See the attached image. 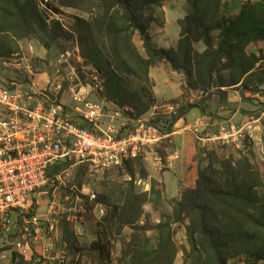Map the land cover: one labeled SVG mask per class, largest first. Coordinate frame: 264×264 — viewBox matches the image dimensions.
I'll return each mask as SVG.
<instances>
[{
	"label": "trees",
	"instance_id": "16d2710c",
	"mask_svg": "<svg viewBox=\"0 0 264 264\" xmlns=\"http://www.w3.org/2000/svg\"><path fill=\"white\" fill-rule=\"evenodd\" d=\"M167 1L171 0H49L43 11L38 0H0V55L14 54L9 44L13 41H35L50 50L59 38L72 39L70 32L58 21L49 22L45 14L74 9L87 15L86 20L76 19L81 30L77 41L81 58L105 80L102 98L118 108H131L137 117L156 107L149 73L162 64L183 76L182 96L216 95L220 104L227 103V91L232 89L239 91L241 99L247 94L264 96L260 89L264 87V53L248 52L251 45L264 41V0H245L231 17L221 15L222 0H185V16L177 21V43L161 49L152 43L150 28L164 29ZM136 36L143 53L134 43ZM199 44L201 52L195 47ZM188 107L208 115L205 106ZM187 137L193 153L185 172L187 177L189 170L194 171L192 182L186 183L169 219L159 222L152 236L146 237L149 223L135 225L142 216L145 195L135 194L130 183L113 203L97 198V204L108 208L103 223L97 225L104 232L98 231L89 248L97 254V264H111L105 234H119L125 227L134 233L121 249L119 264H174L177 248L171 225L175 223L184 225L188 246L182 247L184 264H228L237 257H244L242 264H264V175L245 157L221 159L214 152L206 155L207 164L202 166L204 159L195 157V137L191 133ZM141 160L125 163L130 178L136 171L147 176ZM69 165L61 161L48 175L55 177ZM61 225V241L77 250L75 233L64 219Z\"/></svg>",
	"mask_w": 264,
	"mask_h": 264
},
{
	"label": "built area",
	"instance_id": "2783aa9c",
	"mask_svg": "<svg viewBox=\"0 0 264 264\" xmlns=\"http://www.w3.org/2000/svg\"><path fill=\"white\" fill-rule=\"evenodd\" d=\"M38 1L46 10L49 1ZM76 52L73 66L68 52L62 55L65 60L58 61L71 69L67 82L57 71L45 88L38 87V75L29 69L25 82L0 80V264L7 262L8 251H16L27 264H63V257H53V240L38 214L39 195L46 194L60 176L50 177L48 171L61 161L104 170L122 169L128 161L151 156L160 165L157 150L167 144L171 148L167 164L172 166L179 159L171 139L176 122L203 150L252 141L254 130L249 125L264 124V96L258 98L263 105L258 107L259 116L240 127L229 121L209 124L203 117L187 122L180 115L182 101L135 117L131 108H118L102 98L104 78ZM78 192L89 202L95 200L84 185ZM57 208L53 200L48 212ZM96 214L100 218L105 214L100 204Z\"/></svg>",
	"mask_w": 264,
	"mask_h": 264
},
{
	"label": "rangeland",
	"instance_id": "374dc122",
	"mask_svg": "<svg viewBox=\"0 0 264 264\" xmlns=\"http://www.w3.org/2000/svg\"><path fill=\"white\" fill-rule=\"evenodd\" d=\"M225 1L226 6L228 3L233 2V0ZM236 1L238 2L239 0ZM163 10L165 14H168L166 27L161 31L152 25L150 35L152 43L156 47L168 49L174 47L178 40L180 28L177 21L178 18L182 19L185 16V0L164 2ZM45 15L49 22L58 21L66 31L72 34V39L65 41L59 38L50 50H45L42 44L35 41L23 40L16 43L14 41L13 43L9 42L14 54L8 57H1L0 55V80H14L19 83L25 82L28 79L29 74L27 73V69H29L39 76L37 78L38 87L45 88L49 80L47 74L52 76L57 71L62 73L61 75L64 77L65 82L68 81V74L71 73V69L69 66L67 68L60 66L58 61L65 60L62 55L68 52V62L72 66L76 63V57L78 55L76 49L79 50L77 38L81 32L80 27L76 24V19L86 20L87 15L67 8L60 9V14L47 12ZM134 43L139 52L143 53L141 43L137 36L134 38ZM195 47L197 51H203L201 44ZM34 60L37 61V67H34ZM85 65L88 64L85 63ZM151 76L155 83L153 92L158 102L156 104L159 105L158 110L167 102L174 103L182 101V111L188 110L189 112V105H202L205 106L208 117L213 115L219 118L217 114L218 112H222L221 106L224 104L219 103L218 96L191 92L184 94V96L182 94L180 98L170 100L176 98L179 92L182 93L180 88L183 83V76L171 72L163 64L152 69ZM260 89H264V87ZM233 91L240 94L238 90L233 89ZM260 97H262L261 94H247L241 99L239 112H242L244 115L253 114L254 107L258 108L263 106L259 100ZM233 106L234 104L228 106L232 112L236 109ZM198 113L199 110L197 108L191 109L188 118H193ZM263 129L264 124L262 125L261 139L259 141H249L247 139L241 144L213 145L208 150L198 148L195 157L196 159H204L202 166L207 164L206 155L213 152L221 159L232 158L238 160L241 157H245L264 175ZM165 146V148L157 150V154L161 160L160 165L151 156H146V159L141 160L147 174L146 177H141L139 171H136L134 178H130L125 167L122 169L112 168L100 170L84 164H71L59 174L60 176L46 189V194H41L38 197V214L40 220L45 221L43 227L48 230L49 236L53 240L54 247L52 255L55 259L57 257L58 259L63 257V264H97V254L89 248L97 240L98 231L101 233L104 232L97 225L103 223V218L108 211L106 205L101 203L105 214L102 218L97 216V198L102 196L103 200L107 203H113L119 199L120 192L125 191L129 187V183L134 188L135 194L145 195V200L142 205V216L135 225L140 227L149 223V226L147 225V230L149 231H147L146 237L153 235V229L159 222L167 221V218L169 219V215L173 210V202L180 199L181 190L185 188L186 183L192 182L190 173H194V171L191 172L189 170L188 176L186 177V172L184 171L185 164L182 161L177 162L178 160L172 166H169L167 164V155L170 154L171 148L167 144ZM82 185L95 194V200L93 202H89L87 197L79 194L78 191ZM151 187L153 190H151ZM53 200L57 202L58 208L56 212L49 213L48 205ZM94 202L96 203L95 205L93 204ZM63 219L68 223L70 229L73 230L77 237V250L70 249L65 242L61 241L63 232L61 220ZM49 227H52V229L50 230ZM132 231L131 228L125 227L119 234L113 233L110 236L107 233L105 234L104 241L109 243L108 248L111 264H119L118 260L121 249L132 238V233H134ZM171 231L173 242L177 248L174 264H184L182 247L188 248L185 240L184 225L172 224ZM139 233L141 234V232ZM13 252L17 254L16 251ZM243 261L244 257H237L229 260L228 264H242Z\"/></svg>",
	"mask_w": 264,
	"mask_h": 264
},
{
	"label": "crops",
	"instance_id": "0c3cea01",
	"mask_svg": "<svg viewBox=\"0 0 264 264\" xmlns=\"http://www.w3.org/2000/svg\"><path fill=\"white\" fill-rule=\"evenodd\" d=\"M239 1L237 2L236 0H233L232 3H228V5L226 6V3H225L226 1L225 0H222L221 1V6H220V8H221V15L224 16V17H231V16H234V15L238 14V12L240 10V6H241V4L245 0H239ZM164 13H165V11H164ZM167 15L168 14L166 13L165 14V26H164V28L167 25ZM179 19H181V18H178V20ZM259 50H262L263 53H264V41L258 42L256 45H251L248 48V52L249 53H257ZM151 71H152V69L150 70L149 75H150V78L154 82V79L151 76ZM47 75L49 76V79H50L51 78V75H49V74H47ZM36 81H37V79H36ZM153 94H154V92H153ZM181 95H182V93L179 92V94H178V96H176V98H172L170 100H174V99L180 98ZM154 99H155L156 103H158L157 100H156L155 95H154ZM228 104L229 105H231V104L233 105L234 104L233 107L236 108L234 112L230 111V109L228 108V106H229ZM240 106H241V97H240V94H238V92H236V91H233V89H232V91L231 90L227 91V103L221 106V111L222 112H218V114H217L219 116V118H216L213 115H212L213 118H212V116L211 117L210 116L208 117L206 115H202L199 109H198L199 110V113L195 117H193V118H188V115H189L191 109H190L189 112H187L186 115H183L182 117L187 122L190 121V120H195V119H197L199 117H203V118H205V120L207 122H209V124H219V123L224 122V121H229V122L235 124L236 126L240 127L241 125H243L245 123L246 124L249 123V122H247L248 119L251 118L252 116H256V114L258 115L259 112H260V109L259 108L254 107L253 114H246V115H244L242 112H239ZM156 107H159V105L156 104ZM256 110L258 111V113L256 112ZM240 113H242V114H240ZM135 117H137V116H135ZM249 126L251 128H253V130H254L253 133H252V135H253L252 141H256V140L259 141L261 139V132H262V127H259L260 126V123H258V124L251 123ZM175 129H177L176 132H175L176 134L173 135L171 137V139H172L173 143L175 144V146L179 150V159H178L177 162L182 161L185 164L186 161H188L189 155L193 153L192 151L190 152L189 151V148H188V137H187V135L190 132L184 130L183 124H181L180 122H176V124L174 126V130ZM184 171H185V166H184ZM6 256H7V262H4L2 264H27V262H28L26 259L21 258L20 256H18L13 251H8L6 253Z\"/></svg>",
	"mask_w": 264,
	"mask_h": 264
}]
</instances>
